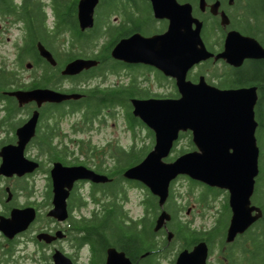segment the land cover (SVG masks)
I'll use <instances>...</instances> for the list:
<instances>
[{
	"label": "flooded vegetation",
	"instance_id": "flooded-vegetation-1",
	"mask_svg": "<svg viewBox=\"0 0 264 264\" xmlns=\"http://www.w3.org/2000/svg\"><path fill=\"white\" fill-rule=\"evenodd\" d=\"M176 1L181 5L184 3H189L191 5L192 15L202 21L200 32L202 41L207 50L214 54L223 50L225 36L231 29L238 30L242 34L253 37H255V34H264V11H256V9L259 10L261 8L256 3L257 0H233L230 4L227 0H218L220 5L218 7V13L215 15L211 14L209 9L210 5L216 0H205L206 3L204 9L199 7V0ZM78 3L79 0H0V52L2 53L0 54V150L7 145H15L17 143L16 129L28 120L34 110L38 111V120L35 135L24 148L23 154L27 159L31 158L26 157L25 151L29 146L35 144V136L39 131H43L49 136L46 135L48 138H51L53 146L60 144L61 140L56 142L55 139L59 138V135L57 134H60L61 132L60 124L62 116H74L80 113L77 122L80 125L83 123L86 108L85 104L83 107L76 108L75 101H81L84 103L82 100H85V103H88L89 101L92 102L93 100L99 99L108 91H121L122 94L125 95V97L122 98H126L129 101V106H127V108H130V110H128L131 112L132 99H165L178 98L180 96L176 86V78L173 76L164 74L162 70L152 64L127 62L121 59H116L111 55V50L120 39L129 38L136 33L147 37L161 34L167 30L169 18L156 17L151 0H98L94 6L92 25L85 28L80 27ZM162 7L165 9L168 8L163 5ZM221 11H224L228 16L229 22L226 25L220 24ZM207 17H209L208 19L217 21L216 28H210V33H207L205 30L208 25V23L205 22ZM137 20H141L143 27H140L141 24ZM242 25L246 27L247 32L241 31L237 28V26ZM134 27H138V29H133ZM114 33L115 35H118L117 39L110 47L108 54L104 53L103 55L104 49L109 45V41L115 38H111V36H114ZM253 33L255 34L252 35ZM100 38L104 39L99 43ZM257 40L264 47V44L261 43L259 39ZM43 50L48 51L52 55L54 63H51L50 60L41 54V51ZM11 53L13 61H7L10 58ZM76 58L94 60L96 63L87 68H83L75 74L63 73L67 64ZM262 61H264V57L245 58L240 65L234 66L226 62L223 58L214 60L213 57H210L194 64L186 74V80L196 83L201 76H204L205 81L208 84L214 85L220 89L256 87L257 101L254 105V112L257 121V127L255 130L257 145L259 143V129H261V124L259 123L256 114L258 101L261 97L260 87L255 84L234 86L230 84V82L233 81L239 73L243 71L247 72L257 67ZM254 63L256 64L254 65ZM31 68L32 71L37 70L36 74L33 73L28 79L24 80V74L22 71ZM107 72H115L117 75H121L122 78L118 77L116 83L105 86L92 84L88 86L77 85L76 87L75 85L77 81H89L92 78H99L105 76V73ZM156 85L159 87H169L170 90L165 93L156 92L154 90ZM33 89H50L55 92L77 94L79 97L60 102L44 101L38 107L34 100L19 104L16 97L11 94V92L15 90ZM116 106L121 107L122 109L125 108L119 103H115L107 107L98 108L97 112L101 113L104 108L108 109L109 107ZM86 111L88 110L86 109ZM126 112H128L127 109ZM139 121L144 125L143 131H145L147 138L150 139V143H152L153 146L155 142V134L153 130L148 128L140 119ZM132 134L135 136V133L132 132ZM263 137L264 136H260V138ZM182 141H184L187 146H189V143H192L191 146H193V148L190 150L195 148L189 130L179 131L177 139L173 142L172 149L177 143ZM178 155L179 154L175 157ZM38 158L39 157H35V159H31L38 162V166L32 172H25L22 175H17L16 173H13L12 175L0 174V205L2 206L0 216L8 217L13 209L31 207L36 211V216L33 222H31L24 230L16 232L12 237H7L2 231H0V264H19L20 261L14 258L22 257L23 249L18 251L16 249V244L22 243L21 239H23L24 236H27L30 231L31 235L29 238H25V244L26 242H31L36 248H40L42 251L45 246H48L52 250L47 258L44 257V261L45 259H50L48 264H53V253L57 250L61 251L60 245H58L60 241L70 240L72 245H77V241L75 240L76 244H74L73 238H71V236L69 237V229L71 228L75 230V221L78 220V218L75 219V216L73 215V211L76 210V200H74L73 196L79 185L83 186L88 183L89 197L93 200L91 196L92 186L94 184H100L93 183L89 180L75 182L67 198L68 216L65 220H57L47 214L53 207L52 183L49 173L51 168H47L45 170V172L48 173V175H46V198H50V200H47V203L45 204V206H49L44 213L46 217V225L33 230V223L40 218V206L39 204H35V201H31V203H29L28 200L26 202H19L18 196L22 190L28 189L27 180L29 176L39 171H44L42 160ZM260 159L261 153L259 148L258 167ZM54 161L52 160L51 162L53 163ZM1 163L2 156L0 155V164ZM121 177L123 182L147 190L144 192L145 195L142 200L143 207L145 208L146 199L151 194L149 189L138 180L126 179L123 175H121ZM108 178H110L111 181L115 180L114 177L108 176ZM194 182L199 185L200 189L195 197V202L199 203L200 206H209L210 200L215 201L217 197L222 196L219 207L224 208L225 213L228 212L227 208L229 210L227 225L221 237L224 242L223 246L220 242L221 239H218L220 236L219 226L221 225L218 223L216 217L214 218V224L210 228L198 230L203 232L202 235L205 238L208 236V241L200 239L197 242H206L208 247L207 263L211 264L209 262V257L213 253L214 243L217 247L218 254L224 255L227 254V248H229L239 235L232 242H225L226 231L231 216V210L228 203L229 190L225 187L212 186L200 181ZM25 187L26 189H24ZM259 187L264 191V175H260V167L258 174L254 177V187L250 200ZM154 197L157 202V197ZM170 197L169 193L164 204L165 209ZM251 205L259 207L262 211V208L258 203L251 200ZM189 210L190 208L187 207V213ZM166 211L168 210L166 209ZM159 212L153 217L154 223ZM147 214L149 215L150 213H147L145 208V213L142 218ZM92 216H86L85 218L88 219ZM82 218L83 217L80 216L79 219ZM177 219L183 224H189L188 221L182 220L180 217H177ZM170 221L171 217L165 225L162 226V231H168L167 223ZM42 234H44L45 237H42ZM211 234L217 235L215 241L212 239ZM165 235V240L168 243L171 238H167V233H165ZM40 237L43 239H38ZM196 243L187 249H191ZM84 245H87V243H83L81 246ZM108 247H106V249ZM88 248L90 252L88 257L89 262L92 256L89 245ZM184 248L186 247H182L179 251ZM106 249L103 264H105ZM72 257L73 256H71V260L75 264H80ZM225 259L227 260V258ZM174 260L173 262L171 261L173 264Z\"/></svg>",
	"mask_w": 264,
	"mask_h": 264
},
{
	"label": "water",
	"instance_id": "water-1",
	"mask_svg": "<svg viewBox=\"0 0 264 264\" xmlns=\"http://www.w3.org/2000/svg\"><path fill=\"white\" fill-rule=\"evenodd\" d=\"M97 1L79 0L81 28L92 25ZM151 1L156 17L169 18L167 30L147 37L136 33L120 39L111 50V55L127 62L152 64L164 74L173 76L180 96L131 100L132 115L153 130L155 142L141 161L127 167L122 175L126 179L140 181L158 198L157 204L161 211L155 220L154 231L164 226L171 217L163 206L168 197L170 182L177 176L184 175L195 181L227 188L231 216L225 241L232 242L262 216L261 209L251 205L250 200L254 177L259 171L254 112L256 87L220 89L208 84L204 76L196 83L186 80V74L194 64L210 57L214 60L223 58L234 66L240 65L245 58L264 57V47L255 37L231 29L225 36L223 50L214 54L207 50L202 41V21L192 15L189 3L181 5L176 0ZM232 1L227 0L229 4ZM205 3V0H199V7L204 9ZM219 5L218 0L214 1L210 5V13L217 14ZM228 22V16L221 11L220 24L226 25ZM41 54L54 63L48 51L43 50ZM95 63L94 60L76 58L67 64L63 73L75 74ZM11 94L19 104L34 100L38 107L44 101L60 102L79 97L77 94L50 89L15 90ZM37 120L38 111L34 110L28 120L16 129L17 143L0 150V174L22 175L36 169L38 162L25 158L23 152L35 135ZM186 130L191 132L195 148L172 160H165L179 131ZM49 173L53 207L47 214L57 220L67 218V198L77 180L93 183L110 180L108 176L84 165H65L60 161L52 163ZM35 216L36 211L31 207L13 209L8 217L0 216V231L12 237L27 228ZM41 236L45 237L44 234ZM171 237L172 232L168 231L167 238ZM207 255L206 242L199 241L191 249L181 250L175 258V264H207ZM52 259L53 264H74L58 250L53 253ZM105 264L135 263L123 250L110 246L106 249Z\"/></svg>",
	"mask_w": 264,
	"mask_h": 264
},
{
	"label": "trees",
	"instance_id": "trees-1",
	"mask_svg": "<svg viewBox=\"0 0 264 264\" xmlns=\"http://www.w3.org/2000/svg\"><path fill=\"white\" fill-rule=\"evenodd\" d=\"M192 1V0H191ZM256 1V0H254ZM256 3L261 7L259 10L256 9L257 12L264 11V0H257ZM147 16V15H146ZM232 17V15H231ZM233 19V18H232ZM207 18L205 22H209ZM141 26V20H137ZM211 27L216 28L217 21H214ZM236 27V26H235ZM241 31L247 32L246 27L244 25L237 26ZM133 29H138V27H134ZM206 29V28H205ZM253 33L252 35H254ZM115 37L113 40L109 41V45L104 49L103 55L108 54V51L112 44L116 41L117 36L115 33L113 34ZM257 39H259L264 44V39H261L264 34H255ZM101 57V56H100ZM102 58V57H101ZM257 63V62H256ZM254 63V65L256 64ZM1 83V82H0ZM4 83V82H3ZM232 85H251L255 84L260 87L261 97L258 101L257 107V119L261 124V129H259V143L258 146L260 148L261 159H260V175H264V137L260 138V136H264V61L260 62L257 67L247 71L241 72L239 75L230 82ZM122 94L121 91H108L103 94L102 97L97 99V103L100 106H91V103H85V100H82L84 103L76 102V108L83 107L85 104V113L83 125H89L91 117L97 113L98 108L107 107L109 105L119 103L127 109V113H129V126L128 128L134 132V126L136 124L144 126L138 118L134 117L131 112H129L130 108L129 101ZM86 109L89 111H86ZM129 109V110H128ZM88 115V116H87ZM81 124V125H82ZM82 126H79L81 128ZM76 129H74L75 131ZM43 131H39L35 136V148L37 150V156H47L48 159L54 160L57 159L64 164H84L85 158H94V154L98 156L104 154L105 151H99L95 146L91 145L88 141H85L82 138H74L73 142L75 143V147L82 154L83 146L85 145V153L83 155V159H79L77 155H75L74 149H70L66 144L52 145L51 138H48ZM72 142V139H69ZM135 144V143H134ZM131 145L128 149H124L121 146H115L114 154L111 153V165L105 161V158L101 159V162L97 163L94 170L103 174H106L110 177H114L115 180L110 183L104 184H94L92 186L91 196L95 201V194H106L108 197H117L119 191L115 189V181L120 178L122 172L129 166H132L144 157V153L139 155L140 150L134 151L136 145ZM192 143H189L188 148H181L177 153H182L188 151L193 148L191 146ZM104 150L103 148H99ZM113 154V155H112ZM175 157V156H174ZM173 157V158H174ZM169 158V159H173ZM122 179V177H121ZM112 185V188L107 189L109 185ZM196 182L190 180V185H195ZM106 186V188H105ZM114 187V191L111 190ZM120 190V189H118ZM259 195V190H256ZM50 194V192H49ZM76 194V193H75ZM74 200H76V206L80 207L81 204H85V200L81 197V195H74ZM99 199H97L98 201ZM173 195H171L166 207L170 210L171 213V221L167 223L169 228H172L174 231V235L177 240L180 241L181 247L190 248L194 243H196L200 239L207 240L202 234L203 232L198 231L196 228L192 227L190 223H181L177 219V209L178 206L175 207L173 202ZM101 210L99 213L93 214L91 218L78 219L75 221V230L79 232V235L75 238L80 247L83 243H87L90 246L91 250V260L92 264H103L105 249L108 246H115L116 248L123 250L125 254L130 258V260L137 264H160L158 260L159 253H163L161 251V243L158 240L161 238V234L163 235L162 229L159 231H154V219L155 214L158 213L159 206L155 201V197L153 195H149L146 200V211L147 213H151L150 215L145 216L140 220H131L127 221L126 215L117 205V201L113 204L109 203H100ZM258 204L262 208V216L254 222L244 234L239 235L238 238L229 246V250L227 254H224V260L226 264H264V191H262L260 199H258ZM227 215L229 216V210L227 208ZM226 223L219 226V237L218 239L221 242V245H224L222 234L226 227ZM212 239L215 241L217 238L216 234H211ZM210 235V236H211ZM208 241V240H207ZM213 241V242H214ZM250 241V244H248ZM167 244V243H166ZM238 248L236 249V246ZM212 248V246H211ZM227 258V260L225 259ZM218 264H225V262L220 261Z\"/></svg>",
	"mask_w": 264,
	"mask_h": 264
},
{
	"label": "rangeland",
	"instance_id": "rangeland-1",
	"mask_svg": "<svg viewBox=\"0 0 264 264\" xmlns=\"http://www.w3.org/2000/svg\"><path fill=\"white\" fill-rule=\"evenodd\" d=\"M209 18V17H207ZM208 25L206 32L210 33L212 28L211 26L215 24L213 19L208 20ZM104 38L99 39V43ZM261 39H264V36L261 37ZM262 43V42H261ZM0 54H2L0 52ZM13 61L12 53L10 55V58L7 61ZM211 68V67H209ZM37 70H33L32 68L29 70H23L22 73L24 74V80L28 79L29 76H31L33 73L36 74ZM118 77L122 78L121 75H117V73H105V76L99 77V78H92L89 81L82 80L77 81L75 84L76 87L78 86H88L92 84H100L102 86L114 84L118 81ZM156 92L165 93L168 90H170L169 87H159L156 85L155 89ZM78 102V101H75ZM91 103V106H100L98 105L96 100H93ZM102 108V107H100ZM45 109V108H44ZM130 112V111H129ZM79 114H76L74 116H62L61 117V132L59 135V138L55 139V141H60V144H66L69 146V148L74 149L75 155L79 157V159H83V155L85 153V145L82 149V154L79 152V150L76 149L75 143H73L74 138H82L85 141H88L91 145L95 146L99 151H105L104 154H100L97 158V154H94V158H85V162L82 165L88 166L92 169L95 168L96 164L101 162L102 158H105L108 165H111V153L114 154V148L115 146H121L124 149H128L131 145H136L134 151H138L140 149L141 152H139V155L142 153H146L149 149L152 147V143H150V139L147 138L145 131H143L142 125L136 124L134 126V132L135 136H133L132 132L128 129L127 124L129 126V113L126 112L125 108L121 107H109L108 109L104 108L101 113L97 112L94 117H91V120L89 122V125H80L77 120L79 119ZM76 120V122H75ZM73 122V123H71ZM79 126H82L79 128ZM74 129H76L74 131ZM65 134V136H63ZM72 138V142L69 141V139ZM99 148H103L104 150H101ZM181 148H188L186 143L184 141L179 142L175 145V147L172 149L166 160H170L169 158H173L176 156L177 153ZM112 154V155H113ZM25 155L28 158L35 159L37 156V150L35 146H29L27 150L25 151ZM40 160H42V167L44 171H39L37 173L32 174L29 176L27 182H28V189L22 190L18 196L19 202H26L27 200L29 203L31 201H35V204H39V216L40 218L37 219L33 223V230L38 229L40 227H43L46 225V217L44 215L45 211L48 209L49 206H45L47 203V200L49 201L50 198H46V184L47 179L46 175H48L45 170L51 166L50 159L47 158V156H38ZM57 160V159H54ZM53 160V161H54ZM115 189L116 191H119L117 194V197H108L109 195L106 194H95V198L97 199L94 201L90 199L89 197V184L86 183L83 186L79 185L76 189L75 195H81V197L85 200V204H81L80 208L76 206V210L73 211V215L75 216V219H79L81 217H88L92 216L95 213H99L101 210V204L100 203H109L113 204L115 201H117V205L120 207V209L123 211V213L126 215L127 221H131V219L138 220L141 219L142 216L145 213V208L143 207L142 200L145 195V189H142L138 186H131L130 184H127L122 181L121 176L115 181ZM127 182V181H126ZM110 183V182H109ZM101 185L104 183H100ZM107 184V183H106ZM109 185V184H108ZM106 188V186H105ZM112 188V185H109L107 189ZM122 188V190H121ZM26 189V187L24 188ZM111 190L113 192L114 190ZM120 189V190H118ZM199 185H190L189 179L186 176H178L176 179H174L170 184V195H173V202L172 204L175 205V207L178 205L177 211V217H180L182 220L188 221L190 225L197 230L202 229H208L214 224V218L216 217L218 220V223L222 225L227 224L228 221V215L225 213L224 208L219 207L220 202L222 200V196L217 197L215 201L210 200L209 206H200L199 203L195 202V197L197 196L199 192ZM259 195L257 192H255L251 198L252 201L258 203V199H260L262 189L259 187ZM147 200V199H146ZM217 205V206H216ZM190 208V210L186 211V209ZM219 207V208H218ZM218 208V209H217ZM166 209L170 212V210L166 207ZM217 209V210H216ZM0 210H2V206L0 205ZM179 210V211H178ZM161 211V209H158V212ZM160 213V212H159ZM151 214V213H150ZM149 214V215H150ZM148 215V214H147ZM146 215V216H147ZM162 229V227L160 228ZM168 231L172 232L171 240L167 243L165 240L166 235L165 233H168V231L164 232L163 235L161 234V238L158 240L159 243H161V251L163 253H159L160 255H157L159 263L160 264H173V260L176 256V253L181 249L180 241L177 240L176 236L173 235L174 231L172 228H169L168 225ZM69 237L73 238V243H75V238L79 235V232L73 229H69ZM31 235V231L27 234V236H24L23 239H21L20 244H16V249L18 251H21L22 249V257L20 258H14L16 260H19V264H48L50 262V259H45L44 257H48L49 253H51V249L48 246H45L43 248V251L40 250V248H36V246L31 242H26L25 244V238ZM48 243V242H47ZM167 243V244H166ZM248 244H250V241H248ZM60 245L61 252L65 255L73 256L75 260H77L80 264H92V260H89V248L88 245H84L79 247L77 245H72L70 243V240L66 241H60L58 244ZM57 245V246H58ZM76 246V247H75ZM214 250L213 253L209 257V262L211 264H217L221 263L220 261L225 262L224 255L218 254L217 247L214 243ZM58 248V247H57ZM238 248V245L236 246V249ZM229 250V248H227ZM18 254V253H17ZM16 256V255H15ZM172 261V262H171ZM100 264V263H99Z\"/></svg>",
	"mask_w": 264,
	"mask_h": 264
},
{
	"label": "bare ground",
	"instance_id": "bare-ground-1",
	"mask_svg": "<svg viewBox=\"0 0 264 264\" xmlns=\"http://www.w3.org/2000/svg\"><path fill=\"white\" fill-rule=\"evenodd\" d=\"M135 117V116H134ZM136 118H138V117H136ZM18 139V138H17ZM18 219V218H17ZM14 221H15V218H14Z\"/></svg>",
	"mask_w": 264,
	"mask_h": 264
}]
</instances>
